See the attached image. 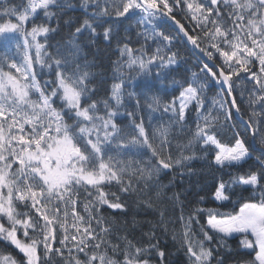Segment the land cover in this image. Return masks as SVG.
Listing matches in <instances>:
<instances>
[{"label":"snow or ice","instance_id":"obj_1","mask_svg":"<svg viewBox=\"0 0 264 264\" xmlns=\"http://www.w3.org/2000/svg\"><path fill=\"white\" fill-rule=\"evenodd\" d=\"M75 7L72 0H0V241L21 254H0V264H166L155 231H168L163 211L139 240L105 211L126 214L133 195L154 208L144 194L196 159V148L221 175L213 176L216 207L185 212L181 203L174 221L188 264H227L233 256L235 264H264V151L253 160L257 143L264 149V0H80L84 19L72 30L64 16ZM165 20L202 54L203 78L176 79L175 37L157 30ZM130 21L141 29L139 48L119 39L116 25ZM63 25L67 44L50 51ZM85 34L109 48L117 42L118 82L103 99L91 66L79 62ZM234 77L250 84L244 132L251 143L238 131L233 142L218 139L221 115L230 121L234 109L244 117ZM210 83L231 97L214 101L215 115L204 107ZM153 119L161 123L153 127ZM165 196L157 190L160 203ZM228 204L233 210L222 211ZM229 239H238L235 251Z\"/></svg>","mask_w":264,"mask_h":264},{"label":"trees","instance_id":"obj_2","mask_svg":"<svg viewBox=\"0 0 264 264\" xmlns=\"http://www.w3.org/2000/svg\"><path fill=\"white\" fill-rule=\"evenodd\" d=\"M14 4L21 3V0H11ZM72 3L76 6L75 10H68L64 16L65 20H71L73 22V29L75 23L81 22L84 19L82 10L79 8L80 0H72ZM177 18L181 20L182 23L188 25V21L183 19L182 16L177 14ZM62 23V22H61ZM116 30L119 32V39L127 42L130 46L139 48L144 43L142 36L138 35L141 31L136 25L135 21H130L127 23L117 24ZM158 31H163L168 35L175 37L173 51L179 53V69L174 73L176 79L191 81L193 79V74L197 73L203 78V74L200 73V67H202L201 55L198 50L194 49L191 44H186L185 40L181 39L182 33L178 32V26L175 25L173 21H161L158 22ZM69 27L68 25H63L60 34L56 35L54 39L50 40L49 43L53 46L50 51H55V46L59 45L64 48L67 44L69 38ZM139 41V43H137ZM151 43V42H149ZM79 46L81 49L79 62L81 64H88L91 67L89 70L93 73L94 84L93 86L98 90L97 99H103L106 92H109L111 85L114 82H118L114 78L113 65L114 62L119 58L117 51V42L113 41L112 46L109 48L106 42L103 40H97L96 42L90 41L87 38V34L79 39ZM122 46V45H121ZM47 73V70H45ZM244 74L242 73L241 76ZM47 78V74L45 76ZM236 81L235 96L239 102L241 93L243 92L245 96L244 103L241 105L242 111L244 112V117L241 119L240 114H237L234 109H232V119L225 122L223 116L221 115L219 125L217 126L218 139L223 143L233 142V136L235 132H240L242 138H244L248 143H251V137L245 134V122L248 118V104H247V89L250 84L240 78H233ZM205 109L209 110L213 115L218 111V105L214 104L215 100L223 99L225 101H230L231 97L226 95V91H222L219 85L209 84L208 88L204 91ZM228 108L229 105L225 104ZM160 113L153 114L154 117H158ZM146 121L149 117L145 116ZM196 119V113L190 112L189 124L192 128L195 127L194 121ZM161 123L159 120L153 119V127ZM220 125H223L221 127ZM258 151L254 154L253 160L259 155L260 149L257 143ZM197 153V158L187 163V166L182 169H176L169 172L167 175L162 174L160 183L154 189L144 194V198L147 199L149 196L155 201V207L151 209L142 208L137 202V196L133 195L126 198V203L128 205V211L126 214L121 213L119 210L105 211V215L109 217L118 225L123 226L127 224L128 233H130L129 238H135L139 240L143 233L148 232L149 228L154 225H159L161 221V211L164 212V223L167 225V232L163 231V226L155 228L156 235L160 240V247L166 252V264H188V257L185 254V250L181 247V242L179 240V233L182 230V226L179 222H175L176 218L180 214L181 203L185 208V212L189 209L200 206V207H216V202L213 201V176H219L221 173L215 171L214 168L208 167V160L204 157L199 149H195ZM252 161L244 165V169L247 170ZM189 169L191 171H189ZM235 172V170H231ZM183 173V174H181ZM227 178V177H225ZM163 189L166 196L163 198V203H160L156 198L157 190ZM112 191H116L113 187ZM174 193L180 195V202H174L171 197ZM249 194L245 193L247 198ZM122 199H124V194H121ZM203 197V200H201ZM222 211L228 212L233 210V205L228 204L226 207L221 209ZM110 214V215H109ZM135 224V226H133ZM173 229H175L177 239L173 240ZM124 235L123 232L119 233ZM228 245L233 251L236 250L238 245V239H229ZM226 251V250H222ZM243 251V249H241ZM0 254H11L15 258L20 259L21 254L18 253L12 246L0 241ZM59 259V258H57ZM227 264H235L234 256L229 258Z\"/></svg>","mask_w":264,"mask_h":264}]
</instances>
